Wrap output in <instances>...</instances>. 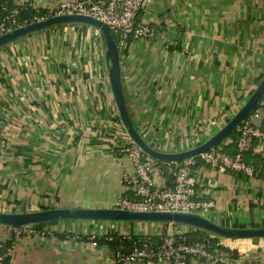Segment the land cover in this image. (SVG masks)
<instances>
[{
    "label": "crops",
    "instance_id": "obj_1",
    "mask_svg": "<svg viewBox=\"0 0 264 264\" xmlns=\"http://www.w3.org/2000/svg\"><path fill=\"white\" fill-rule=\"evenodd\" d=\"M66 1L76 0H33L37 11ZM138 19L154 34L120 54L132 122L156 150L195 148L236 115L264 77V0H152ZM255 124L264 131V111ZM133 144L95 28L56 26L0 48V213L111 208L134 199L124 176L135 167L122 152ZM252 152L262 160L247 155L253 176L196 162V199L214 204L200 214L226 227H264V143L255 140ZM168 166L152 168L156 187L173 185ZM35 229L17 237L0 224L8 264H116L117 251L95 238L193 233L184 225L109 220ZM222 241L248 246L227 264H264V238ZM187 264L213 263L192 258Z\"/></svg>",
    "mask_w": 264,
    "mask_h": 264
},
{
    "label": "built area",
    "instance_id": "obj_2",
    "mask_svg": "<svg viewBox=\"0 0 264 264\" xmlns=\"http://www.w3.org/2000/svg\"><path fill=\"white\" fill-rule=\"evenodd\" d=\"M152 0H76L58 3L45 15L21 21L18 19L21 8L32 7L37 10L33 0H23L22 5L8 8L7 14L0 24V36L15 29L59 15H86L100 20L110 26L120 54L124 53L132 41L146 40L153 36V30L138 20L140 12L150 6ZM99 34L100 32L96 30ZM264 111V99L252 114L239 127L237 152L229 156L220 148L200 154L197 157L176 164H169L167 173L173 177L170 187L159 188L151 177L152 168L158 161L147 156L135 144L126 146L122 152L127 154L135 167L133 174L124 176L128 191L134 199L123 198L113 207L128 211H165L201 213L214 206L211 201L197 200L196 190L192 181V169L198 160L208 166L224 171L254 175L252 166L245 163V154L254 147L255 140L264 143V131L257 127L255 121ZM17 237L36 233L35 227L14 228ZM214 237V236H212ZM211 238V237H210ZM235 243L238 240L226 239ZM223 248L212 247L210 239L190 240L187 234H165L155 239L154 236L138 237L126 251L115 253L116 264H187L192 258L213 264H227L243 250L239 246H230L220 242ZM8 253L0 246V264H8Z\"/></svg>",
    "mask_w": 264,
    "mask_h": 264
},
{
    "label": "water",
    "instance_id": "obj_3",
    "mask_svg": "<svg viewBox=\"0 0 264 264\" xmlns=\"http://www.w3.org/2000/svg\"><path fill=\"white\" fill-rule=\"evenodd\" d=\"M86 24L100 32L104 39L106 63L115 102L121 120L132 140L150 158L167 164H176L211 151L239 129L241 124L252 114L264 99V77L248 101L236 115L210 139L190 150L166 153L151 147L136 129L128 110L121 74V56L117 42L109 25L86 15H59L22 28L15 29L0 36V48L10 42L36 32L66 24ZM70 220H109L132 223H161L184 225L221 239H260L264 238V227L233 228L212 221L200 213L165 212V211H128L116 208H59L28 213H0V224L13 228L35 227L55 221Z\"/></svg>",
    "mask_w": 264,
    "mask_h": 264
},
{
    "label": "trees",
    "instance_id": "obj_4",
    "mask_svg": "<svg viewBox=\"0 0 264 264\" xmlns=\"http://www.w3.org/2000/svg\"><path fill=\"white\" fill-rule=\"evenodd\" d=\"M5 5H8L9 9L14 7L11 0H0V24L3 22V20L6 17V14H7L6 13L7 11L4 10ZM47 12L48 11H46V10L37 11L32 7H28L27 9L21 8L18 19L21 21H24V20L31 19L34 17L43 16ZM138 17H139V15H138ZM131 42H132V39H130V44H131ZM238 139H239V131L237 130L229 137L230 143H227L225 145L221 144L217 148H220L224 153H226L229 156H234L237 152ZM254 144H255V142H254ZM251 153L253 154L252 159L254 161L256 160V161L262 162V160H259L258 156L255 155L251 149L249 152H247L245 154V163L246 164L251 165L247 159V155L250 156ZM158 163L162 164V162H158ZM254 171H255V169H254ZM168 177L173 179V177H171L169 174H168ZM173 181H174V179H173ZM188 237L190 240H196V239H202L203 237L208 238L210 236H209V233H207V232L196 230V231H193V233H191V235H189ZM137 238H138L137 236H132V235L130 237L113 235L110 237H106L105 239L104 238H100V239L95 238V241L97 242V244L107 243L112 249H114L116 251H125V250L127 251ZM155 239H158V237H155ZM220 239H221L220 237H216V236L210 238V243H211L212 247L223 248V246L220 244ZM232 254L234 257L239 256L237 252H233Z\"/></svg>",
    "mask_w": 264,
    "mask_h": 264
},
{
    "label": "rangeland",
    "instance_id": "obj_5",
    "mask_svg": "<svg viewBox=\"0 0 264 264\" xmlns=\"http://www.w3.org/2000/svg\"><path fill=\"white\" fill-rule=\"evenodd\" d=\"M192 230L193 231H196L197 229H195V228H192ZM209 236L212 238V236H214L215 237V235H212V234H209ZM210 237H208L209 239H210ZM226 240V239H225ZM232 240H235V239H232ZM248 243V242H247ZM233 245V244H232ZM232 247V246H231ZM248 246H246L245 247V249H243V251L242 252H244V251H246L248 248H247ZM242 249V248H241Z\"/></svg>",
    "mask_w": 264,
    "mask_h": 264
},
{
    "label": "bare ground",
    "instance_id": "obj_6",
    "mask_svg": "<svg viewBox=\"0 0 264 264\" xmlns=\"http://www.w3.org/2000/svg\"><path fill=\"white\" fill-rule=\"evenodd\" d=\"M239 240H247V239H239Z\"/></svg>",
    "mask_w": 264,
    "mask_h": 264
}]
</instances>
